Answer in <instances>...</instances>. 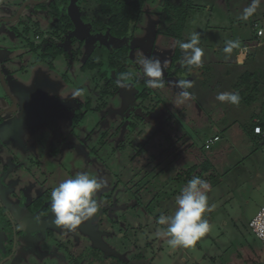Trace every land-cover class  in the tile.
<instances>
[{"label":"rangeland","instance_id":"374dc122","mask_svg":"<svg viewBox=\"0 0 264 264\" xmlns=\"http://www.w3.org/2000/svg\"><path fill=\"white\" fill-rule=\"evenodd\" d=\"M128 1L132 0H122ZM179 1L145 0L133 24L136 30L126 41H113L114 46L130 45V78L124 85L132 89V97L121 89L101 98L104 84L95 81L96 71L81 69L83 56L70 66L59 56L51 69L46 61L37 60L38 53L26 52L25 41L11 33L10 24L1 23L0 58L15 71L7 79L8 86L12 92L21 88L36 97L29 105L46 102L62 135L73 130L72 137H65L74 153L79 149L75 175L87 172L107 180L96 194L102 207L113 210L112 226L102 240L116 253L138 254L135 260L140 262L131 264H264V247L249 228L264 204V143L248 133L250 124L264 113L260 110L264 104V34L256 42L251 29L254 22L264 29V2L244 21L239 17L251 0H192L180 37L172 38L164 34L169 27L165 9L172 10ZM5 3L12 14L19 0ZM79 10L76 6L75 11ZM26 15L40 29L51 24L46 13L29 8ZM171 18L174 23V15ZM32 31L29 40L37 45L46 31L37 40ZM18 32L21 35V29ZM194 32L200 34L204 56L200 66H186L175 42H186ZM229 39L241 41V49L226 57L222 49ZM141 53L161 61L163 89L149 91L145 82L142 86L138 82L145 81L136 63ZM101 54L97 49L92 57L99 60ZM173 57L177 59L170 65ZM101 72L105 81V70ZM246 72L258 79L251 105L234 106L215 99L220 92L239 93L242 88L234 86ZM180 79L192 83L187 91L194 99L179 97L175 83ZM76 88H83L84 94L74 99L70 94ZM108 89L116 92L115 86ZM140 94L147 97L141 100ZM60 117L65 120L61 124ZM214 136L219 141L206 150V141ZM206 161L211 167L204 172ZM192 168L196 171L189 174ZM193 176L211 184L208 202L212 210L205 214L211 230L194 247L173 249L167 237L158 235L165 226L156 220L161 214H174L175 198ZM58 179L64 181L66 176Z\"/></svg>","mask_w":264,"mask_h":264},{"label":"flooded vegetation","instance_id":"af4514ba","mask_svg":"<svg viewBox=\"0 0 264 264\" xmlns=\"http://www.w3.org/2000/svg\"><path fill=\"white\" fill-rule=\"evenodd\" d=\"M2 1L0 24H10L11 33L25 41L26 52L39 54L40 63L46 61L52 69L53 61L59 56H63L69 66L83 56L81 69L96 71L95 81L104 84L101 98L113 96L121 89L132 97V89L124 85L127 80L124 86L117 83L122 74L129 73L130 45L114 46L113 41L128 40L136 30L134 25L124 37L111 36L107 18L97 14L95 0L92 5L88 3L91 0H45L24 7L27 2L41 0H19L12 14L11 7L5 3L9 0ZM134 1L123 3L120 0L123 4ZM53 4L60 6L58 11L51 9ZM76 6L80 12L75 11ZM29 8L50 17V31L40 29L36 21L26 15ZM64 15L69 21L62 19ZM31 29L36 40L46 31L37 45L29 40ZM84 43L88 44L86 49H83ZM120 47L127 49L125 61L112 55V51ZM97 49L102 52L99 60L92 57ZM143 49L148 52L144 46ZM174 50L176 53L177 48ZM175 61L172 59L170 65ZM101 70H105V81L99 76ZM14 73L7 60L0 58V88L3 91H0V264H131L139 261L135 260L138 254L127 257L124 251L116 253L102 240L113 223L110 220L112 208L101 207L94 217L74 228L55 223L51 193L62 182L58 176L73 178L75 170L79 171L75 160L79 149L74 153L72 142L66 141L65 136L72 137L73 130L64 136L59 126H55L46 102L42 101L44 106L42 102L29 105V100H36L30 92L15 87L18 93L12 92L7 79L11 80ZM138 82L142 86L145 81ZM110 85L115 86L116 92H109ZM140 95L141 100L147 97ZM102 106L105 107L106 102ZM58 120L60 124L65 121L63 117Z\"/></svg>","mask_w":264,"mask_h":264},{"label":"clouds","instance_id":"9594fccd","mask_svg":"<svg viewBox=\"0 0 264 264\" xmlns=\"http://www.w3.org/2000/svg\"><path fill=\"white\" fill-rule=\"evenodd\" d=\"M2 2V0H0ZM264 0H251L249 6L244 8L239 19L247 21L252 17ZM264 34V29L261 30ZM176 45L183 51L181 63L186 66H200L204 49L200 47V34L194 32L190 39L185 41L177 40ZM241 49V41L227 40L222 49L223 53L230 56L234 50ZM138 74L145 77V84L152 89H163V66L158 58L145 57L136 61ZM130 78L129 73L121 75L118 85L124 86L123 82ZM175 87L179 89L178 95L182 100L194 99L187 91L192 87L188 80L176 81ZM84 94L83 88H76L70 96L78 98ZM215 99L222 103L238 106L241 102L239 93L220 92ZM107 180L98 175H90L87 172L76 174L59 183L51 193V209L55 216V223L65 225L69 228L81 224L83 221L94 217L102 207L98 202L96 194L104 189ZM211 191V184L206 179L193 176L182 188L180 194L175 198V212L172 215L161 214L156 223L165 226L158 231V235L167 237L169 247L189 249L194 247L198 240L206 236L211 230L205 214L211 212L208 192Z\"/></svg>","mask_w":264,"mask_h":264},{"label":"trees","instance_id":"16d2710c","mask_svg":"<svg viewBox=\"0 0 264 264\" xmlns=\"http://www.w3.org/2000/svg\"><path fill=\"white\" fill-rule=\"evenodd\" d=\"M97 4V14L100 16L107 18V25L109 26V33L111 36L120 38L128 35L131 31V27L133 24H135L138 20V17L141 12V6L145 0H136L132 3L123 4L120 2V0H95ZM167 2V1H166ZM52 6V7H51ZM51 9L58 11L57 5L53 4L50 5ZM192 7V0H180L179 4L177 6H174L171 10V8L165 9V13L168 16V25L169 26L165 31L164 34L167 36H171L173 38H179L180 32L183 28V23L188 15V12L190 8ZM59 14V12H58ZM174 15L175 22L172 23L173 19L171 16ZM63 20L69 21V17L64 15L62 17ZM174 31V32H173ZM126 51L127 49L124 47L116 48L112 51V55L119 58L121 61H125L126 57ZM179 55V51L176 52ZM173 58V60L177 58ZM254 80V81H253ZM258 79L256 78L255 74L251 73H244L240 76L239 81L237 84H235L234 88L236 90H239V88H242V90L239 92V95L241 97L240 104L245 105H251L255 98L252 96V91H255L257 89ZM255 125H259L264 130V116L260 118L259 121L256 123H251L249 127V134H252L253 136H257L253 133V128ZM260 139V138H259ZM211 167L210 162L206 161L203 166L202 170L204 172H207L209 168ZM192 171L194 168L190 169L188 171L189 174H192Z\"/></svg>","mask_w":264,"mask_h":264},{"label":"built area","instance_id":"2783aa9c","mask_svg":"<svg viewBox=\"0 0 264 264\" xmlns=\"http://www.w3.org/2000/svg\"><path fill=\"white\" fill-rule=\"evenodd\" d=\"M253 30L256 31L257 39L261 38L263 34H261V30L257 24L252 25ZM253 133L260 137L262 142L264 143V130L259 126L255 125L253 128ZM219 141V137L214 136L212 139L206 141L204 148L210 149L211 146ZM249 228L253 235L261 242L262 246L264 247V204L260 207L258 212L249 222Z\"/></svg>","mask_w":264,"mask_h":264},{"label":"crops","instance_id":"0c3cea01","mask_svg":"<svg viewBox=\"0 0 264 264\" xmlns=\"http://www.w3.org/2000/svg\"><path fill=\"white\" fill-rule=\"evenodd\" d=\"M253 24H257L258 26H259V29L260 30H262L263 28H262V26H260L258 23H256V22H254V23H252V25ZM252 25H251V29H252V32H253V34H254V38H255V41L256 42H259L262 38H263V35H262V37L261 38H259V39H257V37H256V31L255 30H253V27H252ZM257 46H259V43H258V45ZM260 110H262L263 112H264V104L262 105V107H261V109ZM261 116H264V113H262V115ZM257 122V121H256ZM255 122V123H256ZM260 138V137H259ZM260 141H261V143H263L262 142V140L260 139Z\"/></svg>","mask_w":264,"mask_h":264},{"label":"water","instance_id":"95a60500","mask_svg":"<svg viewBox=\"0 0 264 264\" xmlns=\"http://www.w3.org/2000/svg\"><path fill=\"white\" fill-rule=\"evenodd\" d=\"M45 0H41V1H39V2H33V1H31V2H27V3H25L24 5H23V7L24 6H26V5H30V4H40V3H42V2H44ZM17 16H18V14H17Z\"/></svg>","mask_w":264,"mask_h":264}]
</instances>
